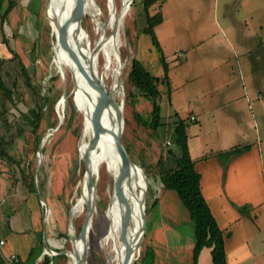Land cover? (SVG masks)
Wrapping results in <instances>:
<instances>
[{"label": "rangeland", "instance_id": "1", "mask_svg": "<svg viewBox=\"0 0 264 264\" xmlns=\"http://www.w3.org/2000/svg\"><path fill=\"white\" fill-rule=\"evenodd\" d=\"M2 1L0 0V2ZM5 1L8 5L10 0H4L2 7H4ZM46 1L17 0V8L9 14L4 31L8 42L18 52L35 83H41L47 88L51 86L55 94L61 92L63 95L65 87L67 90L66 100H61L62 96H59L60 100L57 101L54 108L55 114L47 108L41 96L37 97L39 105L44 108L38 129V138L40 144L42 135L45 134L42 138V141L44 140L42 150L46 154L44 165L39 169L38 187L45 196L51 211L48 218L46 208L42 205L39 196L36 192L31 195L38 196L39 220L44 226L43 235L47 236L49 245L55 250L59 249L58 251H72L71 237L81 236L88 207V203L81 206L76 205L87 192L84 189L83 198L80 197L87 173L86 160L80 149L84 146L87 152L90 145L89 136L84 134L89 99H86L87 93L82 85L77 84L66 51L58 52L55 47L56 45L62 46V41L60 39L56 41L55 35H53L51 26L58 21L56 15L55 18L48 20ZM71 1H62V3L64 2L65 20L70 15ZM110 1L86 0L89 9L98 14L101 21L105 22L110 16L112 6V1ZM133 1L122 14L117 45H109L106 50H101L97 59L98 68L107 87L114 90L116 101L124 104L126 119L128 118L136 130V133L133 132L139 155L133 159L139 164L142 162L144 164L146 176L144 184L136 177L134 202L129 208L131 222L135 224L141 219L140 185L145 186L148 182L146 199L149 194L147 205L150 209L153 188L160 183L159 176L154 172L157 161L162 158L163 164L173 166L175 158L172 153H169V150L177 155L180 153L175 132L179 115L185 119L187 124L188 143L193 156H212L215 151L217 153L225 152L222 147L228 145L225 143V146H221L220 142L225 137L216 131L217 126H225L228 121V119L222 120L219 114L222 113L224 117L227 114L231 117L233 124L237 121L234 114H230L222 107V101H225V104L228 103L229 109L241 107L249 130L244 129L245 136H239L235 140L230 139L227 143H231L229 145L233 146L239 145L238 143L243 144L245 141L254 145L255 153H259V149H261L264 156V104L258 101L259 96L264 99V0H160L148 10L145 9V0ZM115 2L118 9L123 7L124 0H115ZM159 12L163 16V21L154 27L157 39V43H155L153 35L142 29L149 26V19ZM49 13L51 15L50 4ZM26 17L27 22L21 25ZM87 22L88 31L85 29ZM81 24L84 33L81 43L89 51L100 37L101 28L98 27L95 19L86 13H82ZM113 24L114 20H111L108 25V33L111 32ZM238 28L242 29L248 37H253L256 42L258 41V44L235 42L234 36L237 37ZM223 32L232 37L237 54ZM70 36L76 42L75 36L71 34ZM3 39L5 38L0 33V53L8 57L10 53H4V48H2L4 46ZM180 51L185 55L184 57L179 55ZM119 58L122 61V66ZM134 58L141 61L143 66L154 76L164 79L159 84L160 96L156 100L151 99L150 101L139 89H134L135 95L129 98L127 103L128 92L125 82ZM59 64L65 80L58 68ZM120 74L122 80L119 83ZM2 75L7 86L20 91L17 92L18 94L25 95V101H18L17 106L11 108L8 114L0 117V148L5 149L19 162L18 173L23 168L27 174L32 170L34 175L38 162V149L36 151L33 149L31 138L33 125L29 120L34 119L30 109L36 107V98L33 97L34 93L21 71L18 60L12 62L6 59ZM231 76L236 80L229 86L219 84L221 80L230 79ZM51 77L54 79H50ZM243 78H246V83L243 82ZM47 88H44L43 93ZM235 88L239 90L237 94L241 95L239 100H234L230 94ZM87 97L89 96L87 95ZM79 98L80 101H78ZM153 105L160 108L163 117V124L157 132H154L147 123L145 125L142 122V118L149 122ZM211 107L214 109L213 112L200 115L202 110H208ZM190 110H194L196 114L200 115L199 121H192L189 118ZM59 117L63 119V125L57 130L55 125ZM80 126L81 135L77 138V149L65 150L63 148V152H60L59 144L64 142L66 131L73 132ZM122 139L129 144L124 132ZM70 141V146H72L73 140L70 139ZM15 169V165L0 157V220L4 216L3 205L10 202V210L5 213L9 222L19 215H17L18 195L15 190L21 186L24 195L30 193L22 179L14 181L11 171H15ZM103 169L106 171L105 175L101 172ZM262 170V165L256 163L255 171L257 173L261 171L259 174L262 183L259 184L258 180H255L256 194L253 198L252 211L254 215L259 216V219L254 220V230L250 241V247L255 253L264 252V174H262ZM92 178L93 183L95 179L94 212L98 214L99 208L101 209L104 231L98 240L100 248L98 255L101 259L94 257L90 264H108L100 239L107 234L109 229L110 219L107 210L114 183L105 163L99 165L98 171L92 175ZM28 207L29 204H26V208ZM151 212L150 210L148 218ZM95 213H93L92 219ZM59 233L67 237L59 236ZM145 241L146 236L136 264H146L145 262L150 259L151 254L147 252ZM34 253L36 252L34 251ZM48 255L52 258L56 254L51 256L48 252ZM57 259L54 261L55 264L76 263L70 256L66 260L58 261ZM37 264H43V257H40ZM258 264H264V260H260Z\"/></svg>", "mask_w": 264, "mask_h": 264}, {"label": "crops", "instance_id": "2", "mask_svg": "<svg viewBox=\"0 0 264 264\" xmlns=\"http://www.w3.org/2000/svg\"><path fill=\"white\" fill-rule=\"evenodd\" d=\"M2 2H0V13L3 8L4 10L6 9L7 5L5 1L4 7H2ZM27 20L26 17L21 25H24ZM237 32L234 31L237 35V37L234 36L235 42L258 44V41L256 42L253 37H248L242 29L238 28ZM225 36L236 53L232 37L227 34ZM235 80L231 76L230 79L221 80L219 84L229 86ZM243 82L246 83V78H243ZM237 89L235 88L230 93L234 100L241 99V95L237 94L239 93ZM258 99L259 103L264 104V99L261 96ZM248 101L251 102L250 100ZM222 103V107L237 118L236 123L233 124L231 117L227 114L226 117L222 113L219 114L222 120L228 119L227 125L217 126L216 129L218 133L223 134L225 137L220 144L221 146H225V143L228 144L226 147H222L226 151L237 146L229 145L231 143L227 142L230 139L235 140L239 136H245L244 129L249 130V128L247 127L245 116L243 117L241 107L229 109L228 103L225 104V101H222ZM212 108L202 110L200 115L213 112L214 109ZM190 113L191 116L189 118L192 121H199V114H196L194 110H190ZM192 116L195 119H192ZM243 142V144H238H250ZM250 145L252 146L250 150L231 154L227 159L220 155L221 151H219L220 153L215 151L212 156H193L189 147L190 154L196 161V168L202 176V192L220 228L226 233L227 264H258L260 260H264V252L255 253L250 247L254 220L259 219V216L254 215L252 211L254 206L253 198L256 194L255 180L257 179L259 184L262 183L261 175L259 174L261 171L259 173L255 171V164L260 163L262 165V174H264V156L261 149H259V153H255L254 145ZM153 189L151 202L156 203H152L151 215L149 218L147 216L148 228L145 241L147 252L151 256L145 263L213 264L211 247H204L197 258L195 257V225L178 193L173 189H165L161 180ZM15 191L18 195L17 215H19L12 222H9L5 213L10 210V202L3 205L4 216L0 220V240H3L4 244L0 245V260L3 261V264H6L8 256L15 253L23 264H37L40 257H43L44 262V255L47 253L44 250V235L43 245L40 242L44 226L39 220L40 204L38 196L31 195V193L24 195L21 186H18ZM26 204H29L28 208H26ZM33 251L36 253H33Z\"/></svg>", "mask_w": 264, "mask_h": 264}, {"label": "trees", "instance_id": "3", "mask_svg": "<svg viewBox=\"0 0 264 264\" xmlns=\"http://www.w3.org/2000/svg\"><path fill=\"white\" fill-rule=\"evenodd\" d=\"M62 1L63 0H60L61 4H63ZM159 1L160 0H145V9L148 10V8L158 3ZM16 3L17 0H10L8 2L6 9L3 12L1 11L0 13L1 33L5 38L3 39L4 46L2 48H4V53L6 52L10 53L8 54V57L4 56L5 54L0 53V117L8 114L11 108L17 106L18 101L20 100L25 101V95L18 94L17 92L20 91L7 86L6 82L2 77L3 76L2 70H3V66L6 63V59L7 61H12V62L18 60L19 66H21V71L25 79L27 80L29 87H31L32 93H34L33 97L36 98L35 101L36 107L30 109V111L34 115V119L29 120V122L33 125V129H32L33 135L31 136V138L33 141V149L34 151H36L39 147L38 129L40 127V123L42 121V116L44 112V108L39 105L37 97L41 96L45 104L47 105V108L51 109L55 114L54 112L55 104L59 100V96H62L61 95L62 93L60 92L58 94H55L51 86H49L48 88L47 86H45L47 89H45L46 92L43 93L45 87L42 86L41 83L37 84L33 81L32 76L27 71L26 65L19 57L18 52H16V50L11 46V43L8 42V39L6 38V33L4 31V25L8 20L9 14L12 11H14V9L17 8ZM162 21H163V16L161 12H159L157 13V15L149 19L150 25L142 29L144 32L153 35L155 43H157V39H156L154 27L157 24H160ZM55 47L58 52L61 53L65 52V49L62 46L56 45ZM50 79H54V78L51 77ZM163 81H164L163 78L154 76L149 70H147L143 66L141 61L134 58L132 60L131 69L127 75V79L125 82V88L127 89L128 92V94L126 95L127 103L129 102L128 99L135 95L134 89H139L143 93V95H146L150 99V101L151 99L156 100V98L160 96L159 84L162 83ZM76 93L78 94L77 90ZM78 101H80V98L78 99ZM150 114H151V118L149 119V122L147 120H143V118H142V122L145 125L147 123L154 132H157L158 129L163 124V117L161 116L160 108L157 105L156 106L153 105V109ZM131 127L133 131L136 133V130L133 128L132 125ZM80 131H81V126L76 128L75 131L73 132L66 131L67 134L63 139L64 142L62 141L59 144V151L63 152V148L65 150L69 148L71 149L73 148V150L77 149V140H78L77 138L81 135ZM175 132H176V141L180 148V153L179 155H177L172 150H169V153L170 154L172 153L174 155L175 164L173 166H166V164H163L162 158H159V160L155 165L157 167L154 172L159 176V179L163 183V187L165 189H173L178 193L182 203L185 205V207L188 209L190 213L191 219L195 225V236H196V244L194 248L195 257L197 258L199 252L204 247H211L213 264H227V253H226V242H225L226 233L220 228L202 192V187H201L202 176L201 173L196 168V161L191 156L189 150L187 124L185 122V119H182L180 116H178V120L176 121ZM70 139L73 140L72 146H70V142H71ZM123 142L127 150L129 151V146H128L129 144L125 140H123ZM251 147L252 146L250 144L237 145L228 151L220 153V155L224 159H227L229 155L237 154L245 150L248 151L251 149ZM0 157L9 161L10 164L15 165L16 167L15 171L13 170L11 171V176H13L14 181L17 182L19 179H22L26 184L25 186L28 188L29 192L35 194L36 191H35L33 171L30 170V172L27 174L22 168L18 173L17 167L19 165V162L3 148H0ZM103 170L101 172L103 175H105L106 171L105 169ZM94 183H95V179H94ZM148 198H149V194L146 199L147 216L150 210L152 209V205L156 203V202L155 203L151 202L149 209L147 205ZM99 210L100 211L98 212V214L97 213L94 214V217L92 219L93 220L92 226L90 227V231H89L87 264H90L91 260H93L94 257L99 258V260L101 259L100 256L98 255V250H100L98 245V240L104 230H103L101 209L99 208ZM141 225L142 222L140 223L139 228L141 227ZM59 236L65 238L67 237L66 235L61 233H59ZM40 242L43 245V232H41ZM56 250L58 251L59 249ZM57 257L59 258L57 259ZM55 259H57L58 261L66 260L68 259V255L61 253L50 258L48 254H45L43 264H55L54 263ZM0 264H3L2 260H0ZM15 264H23V263L19 259V261H15Z\"/></svg>", "mask_w": 264, "mask_h": 264}, {"label": "bare ground", "instance_id": "4", "mask_svg": "<svg viewBox=\"0 0 264 264\" xmlns=\"http://www.w3.org/2000/svg\"><path fill=\"white\" fill-rule=\"evenodd\" d=\"M112 1V6L110 9V16L108 20L101 21L98 14H95L93 11L89 9L88 3L86 2V11L90 14L96 21L98 27L101 28V34L98 38L97 42H95L94 47L99 48L100 53L101 50H106L109 45L116 46L117 45V37L111 35V32L108 33V25L111 20L116 19L119 10H123L122 14L128 9L130 4V0H124L123 7L118 9V6L115 0ZM110 1V2H111ZM46 15L48 20H51V16L54 14L56 15L57 25H60L62 21L65 20L63 4H61L60 0H54L51 6V16L49 13V4L48 0L46 1ZM130 3V4H128ZM116 5L117 11L114 14L113 8ZM74 8V0L71 1L70 5V13ZM82 13H79L74 26L70 27V34L75 36L76 42L73 41L72 37L70 36V44L78 54L84 58L88 59L91 58L92 51L87 50L81 43L83 40V32H82V24H81V16ZM122 17V15H121ZM121 21V18H120ZM51 24V23H50ZM55 24V25H56ZM114 25V24H113ZM120 27V25H119ZM113 28V26H112ZM119 31V29H118ZM86 38V37H85ZM62 47L65 49L69 64L72 67V71L76 76L77 84H81L84 88L85 92L89 97L86 95V99L88 100V107L86 112V121H85V129L84 134L88 135L90 138V145L88 143L89 150L86 152L85 147L82 146L80 151L84 154V158L86 160L87 165V173L85 176V183L82 195L80 197L83 198L84 189L87 190L85 197L81 200L79 199V204L76 206H81L85 203L89 204L90 211L88 213L87 219V228L86 233L90 231V226H92V216H93V205H94V193L92 188L89 186V176L93 175L98 171L99 165L102 163L106 164L109 175L120 177V192L119 195L112 189L110 193V205L109 209L107 207V215L109 216L110 223L109 229L105 236H103L101 240L102 249L105 252L106 260L108 264H127L125 263V254H126V246L130 248H135L139 244H141L142 238L144 236L145 228L143 223V215H142V208L145 209L144 197H146V192L148 190V182H146L145 186L140 185V210H141V219L137 223L131 222L129 208L130 205L134 202V190L137 183V178L140 181H143L146 178L144 171L142 170L141 166L132 158L129 162H120V158L124 157L128 154V150L123 142V130L119 126L118 122L116 121L115 117L112 115L109 108L106 106L104 101L102 100L99 92L97 91L93 78L92 73L84 66L80 60H78L72 52H70L65 44L62 42ZM90 49V48H89ZM107 55V54H106ZM117 57V56H116ZM108 58V57H107ZM106 58V59H107ZM118 60V59H117ZM96 64L98 65V59H96ZM119 67V66H118ZM59 68L61 69V65L59 64ZM117 68V67H116ZM115 85V84H114ZM74 86L76 88L75 82ZM116 87V86H115ZM80 91L83 92L82 88L79 87ZM114 92V90H112ZM83 94V93H82ZM114 96V94H113ZM85 98V97H84ZM115 98V97H114ZM66 100V99H61ZM60 129V128H59ZM57 128V130H59ZM42 146H44V140L41 141ZM82 156V155H81ZM100 171V169H99ZM137 177V178H136ZM117 178V177H116ZM147 180V179H146ZM113 182V181H112ZM113 184V183H112ZM112 187V186H111ZM107 197V196H106ZM86 205V204H85ZM75 206V207H76ZM74 207V208H75ZM106 211V210H105ZM95 213V212H94ZM142 222L140 230L138 231V226ZM125 225V240L122 238V227L121 225ZM85 235L78 237L74 240V245L76 251L73 249L69 251L70 257L76 262V264H82L80 262L79 254L82 255V250L84 249L85 242ZM89 241V235H88Z\"/></svg>", "mask_w": 264, "mask_h": 264}, {"label": "water", "instance_id": "5", "mask_svg": "<svg viewBox=\"0 0 264 264\" xmlns=\"http://www.w3.org/2000/svg\"><path fill=\"white\" fill-rule=\"evenodd\" d=\"M45 1V0H44ZM133 0H130V3H132ZM54 0H48V4H50V7L52 6ZM128 3V4H130ZM46 2H45V6H46ZM114 5V8H113V12L114 14L116 13L117 11V8H116V5ZM86 0H74V8L73 10L71 11L69 17L62 21L60 25H53L52 24V31H53V35H55V38H56V41L57 39H60L66 46V48L73 53V55L78 59L80 60V62H82L84 64V66L92 73V78H93V82H94V85L97 89V91L99 92L102 100L104 101V103L106 104V106L109 108V110L111 111L112 115L115 117L116 121L118 122L119 126L121 127V129L123 130V132L126 134L127 138H128V141H129V151H128V154L124 157H121L120 159V162L123 163V162H129L132 160L133 157H137L139 155V151H138V148H137V143H136V138H135V134L132 130V128L130 127V125L128 124L127 122V119H126V116H125V112H124V104H120L119 102L116 101V99L114 98L113 96V91L110 90L107 85H106V82L104 80V77L102 76L99 68H98V65L96 64V59H97V56H98V52H99V48H95L93 49L92 51V54H91V58H88L87 60L82 58L78 52H76V50H74V48H72L71 44H70V41H69V31H70V27L74 26L75 24V21H76V18L78 16L79 13L83 12V13H86V15H88L87 11H86ZM122 12L123 10H119L118 14H117V17L114 21V25H113V28H112V32H111V35H114L116 36L117 32H118V29H119V25H120V18H121V15H122ZM51 16V15H50ZM51 18H55V16H51ZM86 27L85 29L88 31V22L86 23ZM92 42V40H91ZM117 52L118 49H117ZM119 61H120V65L122 66V61L121 59L119 58ZM59 68V67H58ZM60 72L62 73V77L63 79L65 80V77H64V73L62 72V70L59 68ZM121 74H120V78H119V83L121 82ZM67 97V90H66V87L64 89V92H63V95L60 99H66ZM59 99V100H60ZM59 102V101H58ZM63 125V119L61 117H59V120L58 122L56 123L55 127H57L58 129L61 128ZM51 129V128H50ZM49 129V130H50ZM45 134L42 135V138ZM42 138H41V141H42ZM40 141V144H39V148H38V162H37V168H36V171H35V177H34V184H35V191H36V194L39 196L40 200H41V203L42 205H44V207L46 208V213H47V218L51 215V211H50V208L48 207L47 203H46V198L45 196L41 193L39 187H38V178H39V169H41V167H43L44 165V160H45V156L46 154L43 152L42 150V143ZM143 162L142 164H140L142 170L144 171V166H143ZM117 177V178H116ZM114 176V179H113V183H114V191L119 195V192H120V177L118 176ZM88 182H89V186L92 188L93 190V193H94V190H95V184L93 183V178H92V175L89 176V179H88ZM144 197V203H146V197ZM91 208H89V204H88V207H87V212H86V219H85V222H84V225H83V229H82V235H85V239L86 242H85V246H84V249L82 250L83 253L82 255L79 254V259H80V262L83 263L82 264H87V253H88V233H86V228H87V219H88V213L90 211ZM93 209H95V203L93 205ZM142 215H143V223H144V228H145V234L142 238V241H141V244H139L138 246H136L135 248H130L128 246H126V254H125V263L127 264H136V261L138 260V258L140 257V254H141V249H142V246H143V242H144V238L146 236V232H147V213H146V205H145V209L142 208ZM94 213V210L92 211ZM122 227V238L123 240H125V225L122 224L121 225ZM79 236V237H81ZM78 237L75 235L73 237H71L72 239V242H73V249L76 251V248H75V245H74V240L77 239ZM44 248H45V251L48 253H51V254H61V253H64L68 256H70V254L68 253L69 250H62V251H57L55 249H53L50 245H49V242H48V239H47V236L44 235ZM76 264V263H75Z\"/></svg>", "mask_w": 264, "mask_h": 264}, {"label": "built area", "instance_id": "6", "mask_svg": "<svg viewBox=\"0 0 264 264\" xmlns=\"http://www.w3.org/2000/svg\"><path fill=\"white\" fill-rule=\"evenodd\" d=\"M179 55L184 57L185 55L180 51L179 52ZM192 119H195L194 116L191 117ZM4 244V241L3 240H0V245H3ZM47 253V252H46ZM48 254V253H47ZM51 256L55 255V254H51ZM54 257V256H53ZM15 261H19V256L15 253L11 254L8 256L7 258V264H15Z\"/></svg>", "mask_w": 264, "mask_h": 264}]
</instances>
